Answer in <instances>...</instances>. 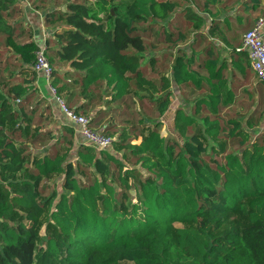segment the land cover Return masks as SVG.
Listing matches in <instances>:
<instances>
[{"label":"trees","instance_id":"trees-1","mask_svg":"<svg viewBox=\"0 0 264 264\" xmlns=\"http://www.w3.org/2000/svg\"><path fill=\"white\" fill-rule=\"evenodd\" d=\"M18 2L0 0L1 52L15 63L0 76V264H264V134L249 131L264 97L241 118L225 112L252 71L241 36L239 41L250 24L238 11L255 8L259 0H77L45 12L53 33L43 53L54 85L57 69L67 65L64 73L73 84L104 82L119 100L130 85L158 93L153 107L160 115L170 109L174 87L199 92L188 110L173 108L172 136L164 137L161 120H155L138 143L125 135L113 140L132 163L126 166L85 143L76 146L75 162L55 150L34 155L26 166L20 139L27 136L23 119L32 118L27 106L37 93L39 46L19 40L21 23L10 21ZM158 43L168 48L163 58L172 56L170 77L153 79L140 59ZM7 77L11 82L1 84ZM256 82L264 89V81ZM241 91L252 97L249 89ZM98 120L91 117L90 125ZM48 138L54 137L44 130L30 141ZM77 170L93 176L82 183ZM53 173L63 175L61 190L47 198L40 183ZM97 173L121 185L120 203ZM128 189H134V200L122 197ZM232 212L247 223L223 229Z\"/></svg>","mask_w":264,"mask_h":264},{"label":"rangeland","instance_id":"rangeland-1","mask_svg":"<svg viewBox=\"0 0 264 264\" xmlns=\"http://www.w3.org/2000/svg\"><path fill=\"white\" fill-rule=\"evenodd\" d=\"M69 1H77V0H20L21 9L16 12L12 17L13 21L15 22H21L23 19L22 14L24 13V10H27L28 8H32L38 13H40L41 17H43V14H45L46 11H56V10H62L65 8V5ZM80 1V0H79ZM87 3L91 4L93 0H86ZM179 4H183L185 0H178ZM258 11L254 10L252 11V14L257 13ZM159 25L154 26L152 28V32L154 33ZM20 28V27H19ZM182 28L185 30L187 29V26L185 24L182 25ZM31 33V29H29ZM243 32V31H242ZM242 32L239 34V41L240 36ZM27 33H29L27 31ZM189 33V32H187ZM4 38L3 34H0V76H5L7 71L9 69L14 70L15 69V63L13 62L12 58L5 59L6 55L8 53L1 52L2 49V40ZM188 40L191 38V34H188ZM155 36L153 35L151 38H149V41H155ZM173 48V47H172ZM167 46L164 43H158L154 48H149L147 51L142 53V57L140 59V64L142 66L148 67L149 73L148 75L152 77L153 79H158L161 74L168 73L169 71V62L172 59H167L166 57L163 58V52L167 50ZM174 50V49H172ZM159 54H161L162 57H159ZM158 57V59H157ZM160 58V59H159ZM6 62V63H5ZM62 65H64L62 63ZM55 68V67H54ZM62 70H64V66L60 67ZM59 68V69H60ZM56 77L54 76V79ZM53 81V79H52ZM51 83L52 88L54 89V94L48 89L47 82L46 81H37V93L32 96V99L30 100L27 108L30 113L32 114V118L30 120L23 119L22 124L25 126V132L27 133L26 137H23L20 139V144L24 146V152L28 154V157L26 158V166H31V158L34 155H38L43 152H49L57 151L58 153H67V156L70 160L75 162L76 160V146L79 144L78 139L76 135L74 134L73 130L66 129V126L62 124V128L64 126L66 133H60V128H58V123H56L55 115L52 112L53 104L52 99L57 101L59 105V100L64 102L67 106L68 103L65 101L59 93L64 89V85H58L59 83H55L56 85ZM257 78L255 77L254 73L251 71L249 75V79L247 82H244L240 93L237 97V100L235 101L233 107L228 108L225 110L227 115L234 114L241 118L242 116L249 113L250 109H248L247 104L251 102L254 104L256 102L255 99V93L256 88L262 87V83L256 82ZM11 80L7 77L4 81H2L1 84L6 85L9 84ZM95 82L93 84H97L95 87H93V90L89 92V86L85 87L82 85L79 81H75L74 84H77V96H84L90 94L91 100L90 102L97 103L98 106L103 108L107 111L106 117L103 120V124L111 125V128L109 130H106L105 133L108 135L112 142L109 147H107L106 150L110 152L111 154H115V156L121 160L123 163V166L126 165H132L127 159H124L121 157V150L115 149L113 145V140L120 139L122 136L130 137L132 140V143H138L142 136L147 134V132L150 130V128L153 126V123L155 120H161L162 126L160 128V133L164 137L172 136L173 132L171 129V118H172V111L173 108L176 106H182L185 110H188L191 107L192 100L195 96H197L198 91H193L192 94H189V91L192 90V87L189 85H182L181 88H173L172 89V102L170 109L164 113V115H160L153 107L154 105V98L157 96L158 93H152L151 95H148V92H140L135 89L134 86L130 85L128 86L126 93L123 95L122 99L119 100L117 97L112 96V90L111 87L108 85H105L104 83ZM58 86V87H57ZM75 88V87H73ZM242 88H247L251 91L252 97H250L249 94L243 93L241 90ZM58 90V91H57ZM91 90V89H90ZM262 91L264 89H261ZM264 92V91H263ZM72 94H70V97ZM69 97V98H70ZM10 98H12L10 96ZM262 106L264 108V100L262 103ZM86 115H90L89 113H85ZM92 117V116H91ZM258 121V128H253V131L261 130V133H264V112L259 116ZM26 124V125H25ZM63 128V130H64ZM94 128V127H92ZM95 129L99 130L98 127H95ZM44 130H50V133L54 137L48 138L45 141L42 142H36L32 143L30 141V138L37 133L38 131H44ZM100 131V130H99ZM263 131V132H262ZM252 134V133H251ZM111 168H115L114 163H110ZM92 169V168H91ZM90 169V170H91ZM117 169V168H115ZM124 169V168H122ZM78 175L77 177L82 183H88L91 179L92 174H89L87 172H83L81 170H77ZM92 173V172H90ZM94 173V172H93ZM63 175L60 173H53L49 174L42 178L41 185H44V192L43 196L49 198L52 193L56 194V197L58 193L61 190L60 184L62 181ZM96 178L101 181V179L108 181L111 183V186L117 191L116 199L120 203V193H121V185L117 184L116 181L112 178H110L109 175H101L97 173ZM125 195H129V197L134 200L135 199V191L134 189H128L123 198H125ZM56 197H53L51 204H47L46 210L50 209L53 206V202L55 201ZM51 198V197H50ZM113 202V201H112ZM122 202V200H121ZM45 216L44 215L41 219V223L38 229V234L41 237L45 235ZM247 223V220L243 214L240 212H232L229 214L226 219L225 223L223 225V229H240ZM176 227H183L184 224L182 223H175ZM40 242H38L39 244Z\"/></svg>","mask_w":264,"mask_h":264},{"label":"crops","instance_id":"crops-1","mask_svg":"<svg viewBox=\"0 0 264 264\" xmlns=\"http://www.w3.org/2000/svg\"><path fill=\"white\" fill-rule=\"evenodd\" d=\"M17 4H18V9L20 10L21 9L20 0H19V2ZM218 7H219V5H218ZM228 7L229 6L226 5V8H228ZM254 10H256L258 12L255 13V14H252V11H254ZM234 12L232 14H234ZM221 13H223V12L221 11ZM221 13L219 12V16H221ZM238 13L240 15H242L243 23L244 22L246 23L247 21L249 22V24H250L249 28H250L259 17L264 15V0H259V4L255 8L250 9L248 11H241L240 10V11H238ZM22 17H23V19L21 20V22H20L21 24L19 25L20 28L18 27V31L22 30V33H21V36L19 37V40H21V41H23V40H33V41H35L38 44L39 48L42 47V46H45L44 43H45L46 38H49V37L52 36L53 26L52 25H48V24L45 25V23H44V14H43V17H41V15H40V13H38V11H36V10H34L32 8H28L27 10H24V13L22 14ZM12 19H13V17L10 19V21L15 22ZM29 29H31V33H30ZM27 31L29 33H27ZM262 35H263V39H264V25H263V28H262ZM221 52L223 54L226 53L223 50H221ZM159 57H162L161 54H159ZM170 57L172 58V56H168L166 58L170 59ZM157 59H158V57H157ZM171 60H170L169 63H171ZM59 68L57 69L58 76L60 77V81L58 82L59 83L58 85L66 86L59 93V95H61V97H63L65 99V101L68 103V107L72 108L73 110L75 109V111L78 112V113H82V114L89 113L90 116H92V117L98 116L99 117L98 122L97 123L92 122L91 123V127H94V128L98 127L99 130H101L104 127H106L107 129H105V130H109L111 128V125H108L106 123L103 124L104 123L103 120L106 117L107 111L104 110L103 108H101L100 106H98L97 103L95 104V101L94 102H90V100H91L90 97H92V96H90V94L85 95V97L84 96H77L76 95L77 84H73L72 83L73 79L71 78V76L69 74L64 73L66 68H67V65L64 66V68H65L64 70H62L61 68L59 69ZM37 73L38 74H37V77H36V80H35V84L37 83V81H45L44 78H43V74L41 72H39V71H37ZM165 75L170 77V69H169L168 73L167 72L165 73ZM235 78H236V80L239 79V77H237V76ZM101 83H104V82H100L99 85H101ZM96 85L95 84H91L89 87L87 86L89 88V92L92 91L93 87H95ZM36 87H38L37 84H36ZM73 87H75V88H73ZM181 87H182V85L179 86V88H181ZM240 89L241 88L236 89L237 95H239ZM255 91H256V93H255L256 102H254V104H252L251 102H249L247 104L248 109H250V111L254 108L255 104L257 103V100H258L259 96H263L264 97V92L261 90V88L257 87ZM70 94H72L71 97H70ZM263 100L261 102L260 115L264 112V108L262 106ZM51 101H52V104H53L52 112L55 115L54 117L56 119V123H58L57 124L58 128H60V130H61L60 133L61 134L62 133L63 134L66 133L64 126H63L64 130H63L62 124H61V123H65L63 125L66 126V129L71 128V130L74 131V134L76 135V137L78 139V143L79 144L80 143H85L84 142V138L82 137V135L79 132L78 126L75 125L73 122H71L63 114V112H62L60 106L58 105L57 101H55V98H54V100L52 99ZM234 103H233V105H234ZM233 105L231 107H233ZM259 118H258V121H259ZM258 121L256 122L254 127L249 129V131L252 133V136H255L256 134H258L261 131V130H258V131H253L252 130L253 128H258V124H257Z\"/></svg>","mask_w":264,"mask_h":264},{"label":"built area","instance_id":"built-area-1","mask_svg":"<svg viewBox=\"0 0 264 264\" xmlns=\"http://www.w3.org/2000/svg\"><path fill=\"white\" fill-rule=\"evenodd\" d=\"M264 25V15L259 17L254 24L245 30L241 35V49L247 51L250 67L258 80L264 81V39L262 28ZM45 46L40 47L35 53L34 69L43 74L47 82L48 89L54 94L50 80L52 68L49 65L43 50ZM59 106L63 114L75 125L78 126L79 132L84 138L87 145L96 149H106L110 146L112 139L105 133L92 128L90 125L91 116L78 113L68 107L64 102L59 100Z\"/></svg>","mask_w":264,"mask_h":264}]
</instances>
